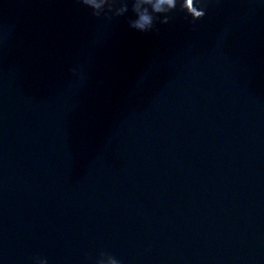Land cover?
<instances>
[{"label": "clouds", "instance_id": "clouds-1", "mask_svg": "<svg viewBox=\"0 0 264 264\" xmlns=\"http://www.w3.org/2000/svg\"><path fill=\"white\" fill-rule=\"evenodd\" d=\"M80 4L89 8L91 14L97 18H103L108 21H112L114 18L125 16L130 10L134 14V19H129V27L140 32H149L156 28L157 21L160 24H168L171 17L165 16L162 20H159L158 16L154 14L170 12L176 9L178 0H78ZM145 7H141V5ZM198 0H194V6L198 10L205 12L203 8L198 7ZM181 10L188 15L186 11V0H180ZM200 18H192L196 21ZM70 72L77 74L76 68H71ZM108 259L109 264H122V262L115 256L106 252H100L98 257H88L93 261V264H104V258ZM38 257L34 258V262ZM45 264H48L46 258H44Z\"/></svg>", "mask_w": 264, "mask_h": 264}]
</instances>
